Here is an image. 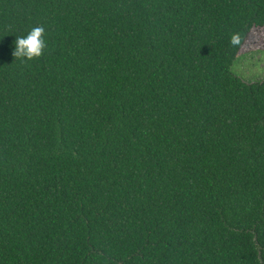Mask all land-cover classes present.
Instances as JSON below:
<instances>
[{"label":"trees","instance_id":"trees-1","mask_svg":"<svg viewBox=\"0 0 264 264\" xmlns=\"http://www.w3.org/2000/svg\"><path fill=\"white\" fill-rule=\"evenodd\" d=\"M258 28L264 0H0V264H264Z\"/></svg>","mask_w":264,"mask_h":264},{"label":"rangeland","instance_id":"rangeland-1","mask_svg":"<svg viewBox=\"0 0 264 264\" xmlns=\"http://www.w3.org/2000/svg\"><path fill=\"white\" fill-rule=\"evenodd\" d=\"M231 71L247 83L264 80V28L253 29Z\"/></svg>","mask_w":264,"mask_h":264},{"label":"clouds","instance_id":"clouds-1","mask_svg":"<svg viewBox=\"0 0 264 264\" xmlns=\"http://www.w3.org/2000/svg\"><path fill=\"white\" fill-rule=\"evenodd\" d=\"M242 37L239 33H235L230 37V46H241ZM15 48L12 52L15 61L18 60L22 64L40 59L47 48L45 40V28L42 25L34 26L25 36H17L15 40Z\"/></svg>","mask_w":264,"mask_h":264}]
</instances>
